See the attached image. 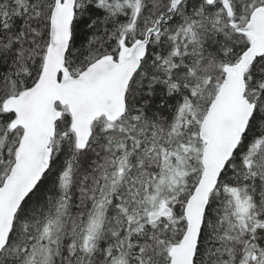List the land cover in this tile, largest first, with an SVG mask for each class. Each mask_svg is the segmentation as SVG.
Segmentation results:
<instances>
[{"label": "snow or ice", "instance_id": "6c2138e0", "mask_svg": "<svg viewBox=\"0 0 264 264\" xmlns=\"http://www.w3.org/2000/svg\"><path fill=\"white\" fill-rule=\"evenodd\" d=\"M0 264H264V0H0Z\"/></svg>", "mask_w": 264, "mask_h": 264}]
</instances>
